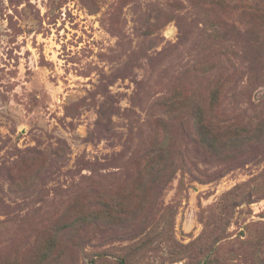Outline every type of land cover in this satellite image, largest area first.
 <instances>
[{"label":"rangeland","instance_id":"obj_1","mask_svg":"<svg viewBox=\"0 0 264 264\" xmlns=\"http://www.w3.org/2000/svg\"><path fill=\"white\" fill-rule=\"evenodd\" d=\"M263 106L264 0H0V264H264Z\"/></svg>","mask_w":264,"mask_h":264},{"label":"trees","instance_id":"obj_2","mask_svg":"<svg viewBox=\"0 0 264 264\" xmlns=\"http://www.w3.org/2000/svg\"><path fill=\"white\" fill-rule=\"evenodd\" d=\"M223 35H228L230 34L228 29L222 31ZM246 35V33L244 34ZM264 107V106H263ZM262 107V109H263ZM241 117L240 120L235 118H230V119H221L219 120V123L216 126V131L214 134V140H220L224 139V144H235V143H242V145H249V142L251 140H254L253 137L251 136V129L253 128L254 124V119L259 120V124L256 125V130L259 132H264V110L256 113L255 115L248 113H244ZM228 146V145H227ZM140 197L137 203H143L145 201V197ZM100 209L99 211H93V213H87L83 214L82 219L83 221L87 220L90 217V221L96 223L99 219H104L108 220L107 222L110 223L111 221H115L118 216H123L126 214H131L133 215L136 211L137 208L134 209L132 205L126 201L123 200H118L116 202H108L104 200L102 203H100ZM83 212L79 213L77 212V215H81ZM51 242V241H50ZM48 245H51L49 242L48 244L45 245V249ZM50 247V246H49ZM43 250V256H39V259L37 261H34L36 264L46 262L48 257L51 256L50 250L45 251ZM58 255L56 256V260H58ZM120 264H128L125 259H120Z\"/></svg>","mask_w":264,"mask_h":264}]
</instances>
